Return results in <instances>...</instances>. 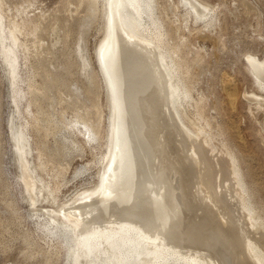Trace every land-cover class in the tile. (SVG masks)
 <instances>
[{
    "label": "bare ground",
    "instance_id": "bare-ground-1",
    "mask_svg": "<svg viewBox=\"0 0 264 264\" xmlns=\"http://www.w3.org/2000/svg\"><path fill=\"white\" fill-rule=\"evenodd\" d=\"M87 2L101 19L94 59L109 110L108 133L98 160L101 168L92 189L59 205L55 188L43 183L31 166L28 128L16 133L22 198L33 207L36 232L57 250L64 264H264V234L257 240L247 227L262 226L264 218L252 203L255 199L235 166L239 162L229 153L234 182H221L212 137L205 136L199 127L196 131L190 128L186 112L192 99L189 86L193 85L185 83L188 70L184 73L181 69L184 59L179 60L181 52L167 38L164 10L159 12L163 21L156 18L155 0ZM208 15H196V22L202 21L207 27L213 20ZM22 53L14 30L8 29L0 11V57L9 70L10 96L16 110L23 103L26 108L34 107L32 93L36 94V89H31L33 81L21 72L20 61L26 65ZM248 57L247 71L253 88L264 93V59ZM36 104L33 109L39 107ZM85 128L88 141L98 138L91 133V127ZM44 201L50 206L37 210ZM237 218L244 222L237 224Z\"/></svg>",
    "mask_w": 264,
    "mask_h": 264
},
{
    "label": "rangeland",
    "instance_id": "rangeland-1",
    "mask_svg": "<svg viewBox=\"0 0 264 264\" xmlns=\"http://www.w3.org/2000/svg\"><path fill=\"white\" fill-rule=\"evenodd\" d=\"M88 3L87 0L83 3L80 0H0L5 24L14 30L19 50L26 58V65L22 60L19 63L21 72L24 78L29 76L33 81L31 89H36L32 91L36 93H32L33 103L34 107L36 102L39 106L37 110L30 109L23 103L16 110L10 96L9 70L0 57V264H64L57 250L36 232L33 207L22 198L19 181L22 172L15 147V137L20 130L28 128L31 166L43 183L55 188L59 205L92 189L96 183L108 133L109 110L94 59L101 37V19ZM195 8L197 11H193ZM166 11L169 12L166 14ZM159 12L164 13L161 15L168 19H165L167 22ZM204 13L213 19L207 27L202 21L196 22V17ZM155 15L163 19L169 43L181 52V56L177 53L182 57L178 56L179 60L184 59L181 69L184 73L188 70L191 75L189 79L186 73L184 79L187 86L193 85L189 88L194 101L191 99L186 112L190 128L196 131L199 127L205 136L212 137L211 143L217 148L215 167L226 185L234 182L229 153L235 156V162H239L235 166L241 171L250 196L255 199L252 203L255 202L254 206L264 218V93L253 88L246 58L264 59V0H166V4L164 0H155ZM169 20L174 23L170 25ZM95 86L99 88L96 92ZM86 125L98 137L96 142L91 140V143L88 136H84ZM237 132L240 137L236 138ZM224 151H229L228 155ZM49 204L40 203L36 208L45 209ZM236 221L239 225L244 222L239 218ZM247 227L249 234L260 240L264 224L255 229ZM26 240L30 248L25 246Z\"/></svg>",
    "mask_w": 264,
    "mask_h": 264
},
{
    "label": "water",
    "instance_id": "water-1",
    "mask_svg": "<svg viewBox=\"0 0 264 264\" xmlns=\"http://www.w3.org/2000/svg\"><path fill=\"white\" fill-rule=\"evenodd\" d=\"M121 132H122V131H121ZM120 134L122 135V133H120ZM123 148H124V147H122V149H123ZM123 151H124V152H126V150H125V149H124Z\"/></svg>",
    "mask_w": 264,
    "mask_h": 264
}]
</instances>
